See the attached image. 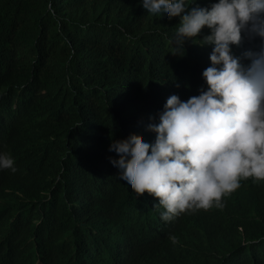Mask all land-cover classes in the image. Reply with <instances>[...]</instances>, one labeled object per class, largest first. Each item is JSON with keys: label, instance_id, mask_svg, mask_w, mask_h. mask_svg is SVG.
<instances>
[{"label": "trees", "instance_id": "obj_1", "mask_svg": "<svg viewBox=\"0 0 264 264\" xmlns=\"http://www.w3.org/2000/svg\"><path fill=\"white\" fill-rule=\"evenodd\" d=\"M141 3L0 0V143L24 151L0 200V240L24 246L29 264H79L63 240L123 228L142 250L100 264H264V180L246 178L223 207L163 221L158 199L133 193L110 166L112 145L154 141L147 125L170 95L207 87L199 41L171 54L178 18Z\"/></svg>", "mask_w": 264, "mask_h": 264}, {"label": "clouds", "instance_id": "obj_2", "mask_svg": "<svg viewBox=\"0 0 264 264\" xmlns=\"http://www.w3.org/2000/svg\"><path fill=\"white\" fill-rule=\"evenodd\" d=\"M141 7L156 18H178L168 37L171 54L183 56L186 40L199 41L210 61L201 73L207 87L186 100L170 95L157 122L147 125L154 141L112 145L118 163L110 166L133 193L158 199L153 208L164 209L163 221L223 207L221 197L246 178L264 180V0H215L207 7L196 0H142ZM23 153L11 137L0 143V200L14 192V164ZM61 246L73 249L68 253L79 264L120 263L142 250L123 228L92 231ZM25 255L24 246L0 240V264H29Z\"/></svg>", "mask_w": 264, "mask_h": 264}, {"label": "bare ground", "instance_id": "obj_3", "mask_svg": "<svg viewBox=\"0 0 264 264\" xmlns=\"http://www.w3.org/2000/svg\"><path fill=\"white\" fill-rule=\"evenodd\" d=\"M111 10H112V9H111ZM103 28H104V27H103ZM101 29H102V28H101ZM101 29H100V30H101ZM95 33H96V32H95ZM97 33H98V32H97ZM120 33H121V32H120ZM137 120H138V119H137ZM92 123H93V122H92ZM95 221H96V220H95ZM96 251H99V250H96Z\"/></svg>", "mask_w": 264, "mask_h": 264}]
</instances>
